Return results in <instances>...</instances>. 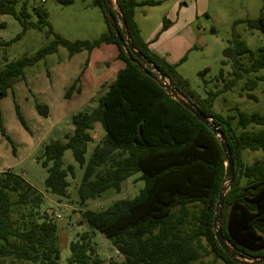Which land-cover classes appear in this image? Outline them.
<instances>
[{
    "label": "trees",
    "instance_id": "16d2710c",
    "mask_svg": "<svg viewBox=\"0 0 264 264\" xmlns=\"http://www.w3.org/2000/svg\"><path fill=\"white\" fill-rule=\"evenodd\" d=\"M68 4L71 0H55ZM161 0H93L105 24V31L93 40L70 41L54 33L47 12L26 3L16 9V0H0V14L12 15L20 31L11 39L0 40L8 45L31 27L52 34V40L31 56L5 62L0 67V99L10 90L14 99V84L23 78V69L58 46L67 49L68 56L80 51L90 53L102 44H113L117 59L123 62L114 79L106 86L94 106L72 115V132L65 140L48 142L38 159L46 169L44 186L58 199L68 198L67 177L74 176V166H64L63 154L70 149L78 166L83 169L76 187L78 203L99 196L106 189L119 190L120 184L139 172L144 187L131 199H118L107 208L94 211L83 209L82 216L91 229L107 238L122 260L111 258L107 264H246L264 255V158L246 163L242 151H260L264 156V128L258 113L238 111L224 116L213 109L217 94L230 90L236 81L248 73L264 70V49L252 51L235 31L222 50L221 68L216 81L222 85L199 96L189 80L176 70L177 64L149 48L135 21V8L155 5ZM119 13L133 46L167 81L193 103L218 127L233 161V180L225 192L221 208L220 228L241 260L230 259L219 246L213 228L215 205L225 175V156L220 139L181 103L161 87L156 72L132 54L122 49L116 32L122 35ZM36 16L35 21L31 15ZM248 28L264 30V16L245 20ZM169 24L162 19V30ZM4 24L0 23V27ZM246 57L243 64L241 58ZM185 57L181 59L184 60ZM87 63V59L85 61ZM84 63V64H85ZM224 66L229 70L225 72ZM83 69L67 86L68 98L75 90ZM203 77V72L198 73ZM228 74L229 78L226 77ZM263 76L244 82L246 95ZM205 85V81L203 80ZM104 87V86H103ZM37 112L46 117L45 103H34ZM16 115L28 130L25 117L14 104ZM99 122L103 138L95 145L88 159L87 144L92 141L93 124ZM0 134L12 145L0 115ZM42 195L19 174L0 171V264H60L58 227L53 216L40 209ZM210 257V260L205 258ZM66 264H104L98 256L92 237L85 231L69 242ZM257 264H264V261Z\"/></svg>",
    "mask_w": 264,
    "mask_h": 264
},
{
    "label": "rangeland",
    "instance_id": "374dc122",
    "mask_svg": "<svg viewBox=\"0 0 264 264\" xmlns=\"http://www.w3.org/2000/svg\"><path fill=\"white\" fill-rule=\"evenodd\" d=\"M25 2L31 12L33 7H40L47 12V20L52 31L61 37L73 40H93L105 31V24L98 7L93 0H71L62 4L55 0H16L18 9ZM141 9V30L146 38L154 36L160 55L168 63L177 64V72L187 78L190 87L201 97L210 89L222 85L216 81L221 68L222 50L228 45L231 34L235 31L245 41L248 48L255 51L264 49V30L248 28L245 20L254 19L260 13L264 16V0H162L159 4L139 5ZM168 16L170 21L167 29L162 30V19ZM36 16L31 15L35 21ZM0 40L13 38L21 29L18 21L10 14H0ZM43 29L27 28L20 38L8 45H0V67L7 61L20 57L31 56L38 49L46 46L53 38L52 34ZM174 45L182 46L183 53L175 56ZM165 48L171 50L166 55ZM177 51V52H180ZM115 45H101L88 53L83 50L68 56L67 49L58 46L54 53L46 55L36 63L23 69V78L14 84V99L10 90L0 99V115L6 133L12 145L0 134V171L11 170L25 179L42 195L40 209L53 216L58 227V244L60 264H66L69 256V242L77 237V233L87 232L96 245L98 256L107 264L111 258L122 260L109 240L96 229H91L82 216L83 209L94 211L107 208L118 199H131L144 187L140 173L136 172L123 180L119 190L106 189L99 196L89 199L84 206L78 203L76 187L80 182L83 169L74 160L71 150L63 154V164L74 166V176H68V198L58 197L45 189L46 169L38 157L44 146L51 140H65V135L72 132V115L80 110L89 109L105 92L123 62L116 57ZM184 60L181 61V59ZM87 59V63H85ZM241 62L247 63L242 57ZM85 63V64H84ZM225 72L228 66L223 67ZM83 69L78 84L80 91L73 90L68 98L64 93L67 86ZM202 71L203 77L198 73ZM262 75L257 86L250 91L256 99L246 95L244 82L248 78ZM226 77L229 78L228 74ZM205 81V85L203 84ZM104 86V87H103ZM45 103L49 112L41 116L34 103ZM17 104L25 117L28 130L20 124L14 104ZM213 109L224 115L233 116L232 124L236 123L238 111L258 113L264 117V70L248 73L236 81L230 90L217 94L213 101ZM255 129L264 128L263 124H253ZM92 141L87 144L85 158L88 159L95 145L103 138L104 130L99 122L93 124ZM243 159L251 163L264 158L260 151L244 149ZM220 225V221H219ZM211 258H205L210 260ZM213 264H222L217 261Z\"/></svg>",
    "mask_w": 264,
    "mask_h": 264
},
{
    "label": "water",
    "instance_id": "95a60500",
    "mask_svg": "<svg viewBox=\"0 0 264 264\" xmlns=\"http://www.w3.org/2000/svg\"><path fill=\"white\" fill-rule=\"evenodd\" d=\"M117 18L120 23V27L122 29V35H120L118 32H116V35L118 37V40L120 42V45L124 52L130 56L131 54L142 61L144 65L149 67L150 69L155 70L154 67H152L148 61L145 59V57L133 46L129 34L126 30L125 23L122 21L121 16L119 13H116ZM158 75V73L156 72ZM159 82L161 84V87L164 88L167 92H169L172 97L177 100L179 103H181L187 110H189L199 121L204 123L210 130L219 137L220 143L224 152L225 156V175L223 179V183L221 186V189L219 191L218 199L215 205L214 210V216H213V228H214V234L215 238L219 244V246L223 249V251L227 254V256L234 260V261H240L241 258L236 255L232 250L228 242L226 241L222 230L219 225L220 216H221V208L223 205V199L225 197V192L227 188L229 187L230 183L233 180V161L232 156L230 153V150L223 140L221 133L218 129V127L212 122V119L210 117H207L200 109H198L193 103H191L189 100H187L180 91L176 90L164 77H161L158 75ZM264 261V255L249 261H245L246 264H257Z\"/></svg>",
    "mask_w": 264,
    "mask_h": 264
},
{
    "label": "crops",
    "instance_id": "0c3cea01",
    "mask_svg": "<svg viewBox=\"0 0 264 264\" xmlns=\"http://www.w3.org/2000/svg\"><path fill=\"white\" fill-rule=\"evenodd\" d=\"M162 1V0H161ZM141 9H138V11H136V9H135V21H136V23H137V25H138V27H139V30H140V34H141V36L143 37V35H142V30H141ZM163 18H167L168 20H169V23H176V21H177V19H175V20H173V21H170V19H169V17L168 16H164ZM161 29H162V26H161ZM165 29H167V27L165 28ZM164 29V30H165ZM154 36H152L151 34H149L146 38H144L143 37V39L146 41V42H148V46H149V48L150 49H152L153 51H155V52H157L159 55L161 54V53H159V48L158 47H156L155 45H156V43L155 42H153L154 40H155V38H153ZM102 45H111V44H102ZM165 49H167V50H165V53H166V55H168V54H170V52H171V50L170 49H168V48H165ZM174 51H175V56H179L181 53H183V51H180V50H182V46H179V45H174L173 46V48H172ZM177 51H180V52H177ZM92 52V51H91ZM123 67V66H122ZM121 67V68H122ZM120 69V68H119Z\"/></svg>",
    "mask_w": 264,
    "mask_h": 264
},
{
    "label": "built area",
    "instance_id": "2783aa9c",
    "mask_svg": "<svg viewBox=\"0 0 264 264\" xmlns=\"http://www.w3.org/2000/svg\"><path fill=\"white\" fill-rule=\"evenodd\" d=\"M59 217V214H57L56 212H53V219H57Z\"/></svg>",
    "mask_w": 264,
    "mask_h": 264
}]
</instances>
